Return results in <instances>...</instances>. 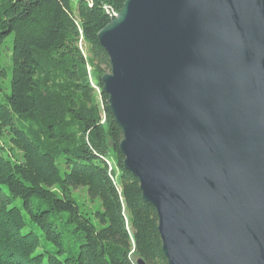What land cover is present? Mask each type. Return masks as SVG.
<instances>
[{
  "label": "water",
  "instance_id": "obj_1",
  "mask_svg": "<svg viewBox=\"0 0 264 264\" xmlns=\"http://www.w3.org/2000/svg\"><path fill=\"white\" fill-rule=\"evenodd\" d=\"M115 17L104 92L168 264H264V0H127Z\"/></svg>",
  "mask_w": 264,
  "mask_h": 264
},
{
  "label": "trees",
  "instance_id": "obj_2",
  "mask_svg": "<svg viewBox=\"0 0 264 264\" xmlns=\"http://www.w3.org/2000/svg\"><path fill=\"white\" fill-rule=\"evenodd\" d=\"M126 1L0 0V51L13 36L11 65L0 60V80L11 72L0 87V264H168L104 92L98 35ZM81 188L100 202L96 223ZM60 225L77 237L65 242Z\"/></svg>",
  "mask_w": 264,
  "mask_h": 264
},
{
  "label": "rangeland",
  "instance_id": "obj_3",
  "mask_svg": "<svg viewBox=\"0 0 264 264\" xmlns=\"http://www.w3.org/2000/svg\"><path fill=\"white\" fill-rule=\"evenodd\" d=\"M12 44H13V36H11L6 44L3 46L2 50L0 51V60L4 62L6 66L11 65V54H12ZM85 50V49H84ZM2 80V81H1ZM0 80V87L6 90L7 87L11 86V72L8 74L7 78ZM18 153V152H17ZM74 194L81 205V210L83 213H87L90 215V218L96 223L95 213L101 210L100 202L97 200L92 202L88 196V193L85 189L81 188L74 191ZM60 228L64 232V240L65 242L69 241L72 237H77L72 232L71 226H62ZM43 247L46 251H54L56 246L52 243H46L44 239H42Z\"/></svg>",
  "mask_w": 264,
  "mask_h": 264
}]
</instances>
